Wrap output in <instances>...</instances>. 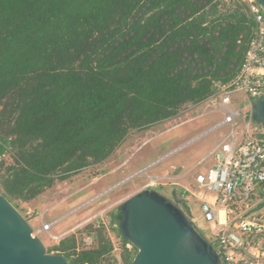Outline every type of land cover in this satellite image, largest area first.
<instances>
[{
  "label": "trees",
  "instance_id": "obj_1",
  "mask_svg": "<svg viewBox=\"0 0 264 264\" xmlns=\"http://www.w3.org/2000/svg\"><path fill=\"white\" fill-rule=\"evenodd\" d=\"M251 26L236 0H0V193L17 208L206 100L212 80L234 75ZM54 248L70 264H109L112 245L71 235Z\"/></svg>",
  "mask_w": 264,
  "mask_h": 264
},
{
  "label": "rangeland",
  "instance_id": "obj_2",
  "mask_svg": "<svg viewBox=\"0 0 264 264\" xmlns=\"http://www.w3.org/2000/svg\"><path fill=\"white\" fill-rule=\"evenodd\" d=\"M234 99L231 107L246 113L244 114L246 116L241 115L237 119L238 124L243 125L249 118L247 116L250 114V107L244 108L247 103L242 102L241 92H237ZM208 104L209 98L200 103L184 104L171 118L147 129L131 131L115 152L103 162L89 165L65 180L56 181L52 187L30 202L12 201L32 226L33 235L41 239L46 252L49 254L58 253L54 246L58 245L60 240L71 235L75 236L79 247L84 248L97 246L98 240L102 238L104 243L109 241L112 245L106 255L107 262L109 264H124L122 259L123 242L118 235L117 223L112 221V217L118 213L119 204L144 188L155 189L170 199H172L173 192L179 198L186 199L194 225L206 238L211 240L213 233L209 228L210 225L202 219L196 198L188 192L191 188L196 195L201 193L194 186L195 174L198 171H205L209 162H201L190 171L188 170L197 162V154L200 151L208 150L218 142L221 132L226 133L228 126H221L187 146L181 149L177 148L210 126V123L205 126L201 124V127L197 128L193 122L204 112L212 110ZM214 117L215 121H218L222 116L220 113ZM203 119L196 120V123H203ZM3 159L5 165L12 163L11 153L5 154ZM161 160L162 162H160ZM158 162L160 163L156 164ZM149 164L150 167L146 168ZM154 164L156 165L153 166ZM163 167V173H158L160 176H164H161L163 178L160 179L161 181L147 178L146 174L158 171ZM111 171H118L119 174L112 178L108 175L99 184H96L97 178ZM187 187L189 188L187 189ZM109 189L110 191H107ZM105 191L107 192L105 193ZM99 194L103 195L95 198ZM65 198H68L67 203L62 202ZM92 198L95 199L90 201ZM58 202H62V205L64 203L69 205L60 208L57 206ZM79 206L81 207L78 208ZM54 220L56 222L51 229H43V222ZM127 244L125 246L131 250L132 260L137 250L132 248V244L129 247Z\"/></svg>",
  "mask_w": 264,
  "mask_h": 264
},
{
  "label": "built area",
  "instance_id": "obj_3",
  "mask_svg": "<svg viewBox=\"0 0 264 264\" xmlns=\"http://www.w3.org/2000/svg\"><path fill=\"white\" fill-rule=\"evenodd\" d=\"M236 1L252 21L251 31L234 75L224 82L212 80L208 105L223 117L205 130L229 125L231 131L212 153L213 163L195 174L194 186L201 195L188 192L200 202L202 219L213 233L207 239L224 258L223 264H264V125L253 122L249 114L235 135L237 119L246 113L231 107L237 92L247 109L252 100L264 96V11L257 0ZM242 43L239 35L237 44ZM55 222H43V229Z\"/></svg>",
  "mask_w": 264,
  "mask_h": 264
},
{
  "label": "water",
  "instance_id": "obj_4",
  "mask_svg": "<svg viewBox=\"0 0 264 264\" xmlns=\"http://www.w3.org/2000/svg\"><path fill=\"white\" fill-rule=\"evenodd\" d=\"M257 2L264 11V0ZM250 117L253 122L264 125L263 95L251 101ZM117 210L120 215L118 231L137 250L130 264L225 262L194 225L185 200L174 192L170 199L155 189L144 188L119 204ZM0 264H70L63 254L46 252L41 239L33 235L28 220L1 193Z\"/></svg>",
  "mask_w": 264,
  "mask_h": 264
},
{
  "label": "crops",
  "instance_id": "obj_5",
  "mask_svg": "<svg viewBox=\"0 0 264 264\" xmlns=\"http://www.w3.org/2000/svg\"><path fill=\"white\" fill-rule=\"evenodd\" d=\"M222 25H225L224 23L222 24ZM221 112L220 111H216V110H214V109H212V110H210L209 112H204L203 114H201L199 117H197V119H195L193 122L196 124V126H197V128H199V127H201V124H202V126H205V125H207L208 123H210V126L208 127V128H210L211 126H213L214 124H216L218 121H220L221 119H222V117H223V115H222V113H221V118L218 120V121H215L216 120V118L214 117L216 114H220ZM200 118H204L203 120V123H200V124H197L196 123V120H198V119H200ZM192 122V123H193ZM213 125H212V124ZM204 124V125H203ZM222 126H224V125H222ZM226 126H228L227 127V132L225 133H222L221 132V134H220V136H219V138H220V140L218 141V142H216L215 144H213V146L211 147V148H207L208 150H204V151H200V153H198L197 155H198V160H197V162L193 165V166H191L190 168H189V170L188 171H190L191 169H193L196 165H198L199 163H201V162H205V161H208L209 162V164H208V167L213 163V159H212V153L214 152V150L218 147V145L223 141V139H225L228 135H229V133H230V131H231V127L229 126V125H226ZM245 126V123L243 124V125H241V124H238L237 123V125L235 126V129H234V131H233V133L235 132V135L237 134H239V131L243 128ZM221 127V126H220ZM207 128V127H206ZM207 128V129H208ZM219 128V127H218ZM207 129H203L200 133H198L196 136H194L193 138H191V139H189L190 140V142L188 143V144H190V143H192L193 141H195V140H197L198 138H200V137H202V136H205V135H207L209 132H212V131H214V130H216L217 128H215V129H212V130H209V131H206L205 132V130H207ZM194 130V129H193ZM188 140V141H189ZM183 146L185 145L184 143L182 144ZM182 145H180V146H178L177 148H183V146ZM187 146V145H186ZM185 147V146H184ZM172 151V150H171ZM174 151V150H173ZM172 151V152H173ZM163 161H164V158L162 159ZM162 160L160 161V162H162ZM160 162H158V163H156V164H159ZM156 164H154L153 166H155ZM207 167V168H208ZM163 171H164V167L163 168H161V169H159L158 171H154V172H152V173H150V174H146L147 175V178L148 179H157L158 181H161L160 179L162 178V177H164L163 175H161L160 176V174H158V173H163ZM200 172H204V171H200ZM117 174H119L118 173V171H111V172H108L107 174H104V175H102V176H100L99 178H97V180H96V184L98 183H100V181H102L105 177H107L108 175H110V178H112V177H115ZM163 179V178H162ZM151 181V180H150ZM101 185V184H100ZM146 186H150V185H146ZM88 187V186H87ZM110 187V186H109ZM189 187H187V189H188ZM85 190V189H84ZM104 190V189H103ZM83 191V190H82ZM188 191H193V189H191V188H189V190ZM163 194V193H162ZM201 195V193L200 194H198V196H200ZM204 198H206V199H210V196H208V195H206ZM66 200H68V198L66 199L65 198V200H63L62 202H66L67 203V201ZM186 200V199H185ZM197 200V199H196ZM62 202H58L57 203V206H60V208H64L65 206H67V205H69V204H66V203H64L63 205H62ZM186 202V204H187V201H185ZM197 203L199 204V206H200V202L197 200ZM188 205V204H187ZM66 211H68V210H66ZM81 212V211H80ZM79 214V213H78Z\"/></svg>",
  "mask_w": 264,
  "mask_h": 264
},
{
  "label": "bare ground",
  "instance_id": "obj_6",
  "mask_svg": "<svg viewBox=\"0 0 264 264\" xmlns=\"http://www.w3.org/2000/svg\"><path fill=\"white\" fill-rule=\"evenodd\" d=\"M189 142H190V141H189ZM189 142L184 143V144H185L184 146L188 145ZM182 146H183V145H182ZM184 146H183V147H184ZM143 170H144V169H143Z\"/></svg>",
  "mask_w": 264,
  "mask_h": 264
},
{
  "label": "flooded vegetation",
  "instance_id": "obj_7",
  "mask_svg": "<svg viewBox=\"0 0 264 264\" xmlns=\"http://www.w3.org/2000/svg\"><path fill=\"white\" fill-rule=\"evenodd\" d=\"M118 213H116L115 215H117Z\"/></svg>",
  "mask_w": 264,
  "mask_h": 264
}]
</instances>
